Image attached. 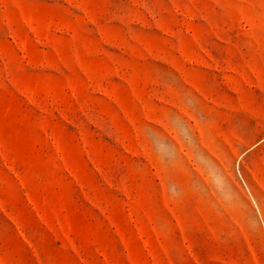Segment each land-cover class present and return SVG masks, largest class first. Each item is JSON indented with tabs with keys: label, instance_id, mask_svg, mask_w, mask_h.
Returning a JSON list of instances; mask_svg holds the SVG:
<instances>
[{
	"label": "rangeland",
	"instance_id": "rangeland-1",
	"mask_svg": "<svg viewBox=\"0 0 264 264\" xmlns=\"http://www.w3.org/2000/svg\"><path fill=\"white\" fill-rule=\"evenodd\" d=\"M0 264H264V0H0Z\"/></svg>",
	"mask_w": 264,
	"mask_h": 264
}]
</instances>
